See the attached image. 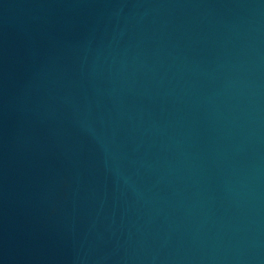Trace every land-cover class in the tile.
I'll list each match as a JSON object with an SVG mask.
<instances>
[{"label":"water","instance_id":"obj_1","mask_svg":"<svg viewBox=\"0 0 264 264\" xmlns=\"http://www.w3.org/2000/svg\"><path fill=\"white\" fill-rule=\"evenodd\" d=\"M0 264H264V0H0Z\"/></svg>","mask_w":264,"mask_h":264}]
</instances>
